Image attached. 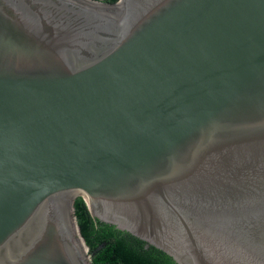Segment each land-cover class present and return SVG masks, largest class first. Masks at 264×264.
<instances>
[{
    "label": "water",
    "instance_id": "95a60500",
    "mask_svg": "<svg viewBox=\"0 0 264 264\" xmlns=\"http://www.w3.org/2000/svg\"><path fill=\"white\" fill-rule=\"evenodd\" d=\"M73 192L174 264H264V0H0V264H85Z\"/></svg>",
    "mask_w": 264,
    "mask_h": 264
},
{
    "label": "trees",
    "instance_id": "16d2710c",
    "mask_svg": "<svg viewBox=\"0 0 264 264\" xmlns=\"http://www.w3.org/2000/svg\"><path fill=\"white\" fill-rule=\"evenodd\" d=\"M94 1L114 4L118 0ZM77 196L73 197L71 206L73 225L86 248L89 264H174L156 248L92 218L85 201Z\"/></svg>",
    "mask_w": 264,
    "mask_h": 264
},
{
    "label": "bare ground",
    "instance_id": "6f19581e",
    "mask_svg": "<svg viewBox=\"0 0 264 264\" xmlns=\"http://www.w3.org/2000/svg\"><path fill=\"white\" fill-rule=\"evenodd\" d=\"M75 195H81L80 193H77V192H73V193H69L67 194L66 196V202H67V220H68V225H69V230H70V234L73 238V242H75V245H76V248L78 249L81 257L84 259V263L85 264H88L86 258H85V255H86V249L83 247V244L81 242V240L78 238V235H77V232H76V228L74 229L75 225H73V220L71 218V208H70V204H71V200L73 199V197ZM71 226H72V229H71Z\"/></svg>",
    "mask_w": 264,
    "mask_h": 264
},
{
    "label": "rangeland",
    "instance_id": "374dc122",
    "mask_svg": "<svg viewBox=\"0 0 264 264\" xmlns=\"http://www.w3.org/2000/svg\"><path fill=\"white\" fill-rule=\"evenodd\" d=\"M86 258H87V259H86V260H87V262H89V261H88V257H87V256H86Z\"/></svg>",
    "mask_w": 264,
    "mask_h": 264
}]
</instances>
